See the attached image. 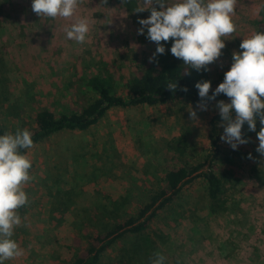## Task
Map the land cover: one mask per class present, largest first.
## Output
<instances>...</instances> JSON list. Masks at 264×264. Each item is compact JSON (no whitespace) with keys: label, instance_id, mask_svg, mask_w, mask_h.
Here are the masks:
<instances>
[{"label":"rangeland","instance_id":"obj_1","mask_svg":"<svg viewBox=\"0 0 264 264\" xmlns=\"http://www.w3.org/2000/svg\"><path fill=\"white\" fill-rule=\"evenodd\" d=\"M131 1L129 11L122 0H83L72 20H54L35 14L32 0H0V126L6 133L31 128L40 106L67 113L76 75L107 70L118 85L129 79L134 65L157 47L146 28L143 35L137 31L142 27L138 20L147 19L150 11L134 12L143 0L136 6ZM263 4L238 0L237 32L225 40L222 56L204 71L203 81L211 86L223 82L232 53L242 51L243 38L256 31L254 20ZM79 17L90 22L84 44L66 39L64 31ZM216 104L207 111L184 99L114 108L85 132H64L29 149L34 179L25 191L30 203L13 236L24 254L4 264H67L77 251L76 229L92 230L91 225L110 221L107 212H100L103 207L118 202L120 214H134L165 173L163 141L183 134L186 158L197 161L207 146L208 119L219 112ZM191 110L198 120L190 119ZM260 128L259 119L254 132L245 123L242 134L249 143L237 150L221 140L215 170L226 177L223 210L211 211L203 180L187 184L176 204L151 224L155 246L148 250L150 258L134 264H151L155 252L166 257L165 264H264V157L256 151ZM70 199L74 211H64ZM57 204L59 211L51 212ZM101 264L127 263L111 250Z\"/></svg>","mask_w":264,"mask_h":264},{"label":"trees","instance_id":"obj_2","mask_svg":"<svg viewBox=\"0 0 264 264\" xmlns=\"http://www.w3.org/2000/svg\"><path fill=\"white\" fill-rule=\"evenodd\" d=\"M132 1L133 6H136V0ZM125 7L129 11L132 10L130 4H126ZM254 25L256 31L264 32V4L257 19L254 20ZM171 46V40L165 43V54L156 57L158 63L149 62V57L155 50L140 59L134 65L129 79L120 85L116 83L115 75H110L107 70L97 74L74 76L70 82L73 96L68 99L67 113L54 110L49 105L40 106L35 110L31 117L33 126L28 128L33 134L34 146L64 132H85L114 108L154 107L178 99L198 104L200 97L195 84L203 81L205 73L187 68L182 60L171 54ZM169 81H176L178 88L175 92L166 88ZM217 86H211L209 96ZM185 87L188 91H181ZM227 99H229L227 96L220 94L215 100L206 101L207 108L211 103ZM208 124L207 146L197 161L193 162L186 158L188 145L183 134L175 139L163 141L162 163L165 166V173L157 188L134 214H120L118 207L121 203L112 202L113 206H105L100 211L107 212L110 221L106 223L100 221L91 225L94 232L87 227L76 229L78 233L74 236L73 244L77 251L67 264H101L104 255L111 250H115L118 259L127 264H134V260L146 261L150 258L148 253L150 246H155L149 232L151 224L165 210L171 209L180 199L183 188L196 179L205 182L206 197L211 211H222L226 206L223 198L226 177L223 174L218 175L215 170V164L222 155L220 138L222 121L219 112L209 117ZM5 133L6 129L0 126V135ZM28 151L29 149L21 150L22 154H27ZM33 166L32 164V168ZM70 201L68 202L70 206L65 205L64 211L73 210L71 206L74 203L73 200ZM59 206L57 204L50 211H59ZM107 208L111 210L108 211ZM25 210L26 206L19 210V214ZM95 211L97 212L96 208ZM73 218L76 219L75 216Z\"/></svg>","mask_w":264,"mask_h":264},{"label":"clouds","instance_id":"obj_3","mask_svg":"<svg viewBox=\"0 0 264 264\" xmlns=\"http://www.w3.org/2000/svg\"><path fill=\"white\" fill-rule=\"evenodd\" d=\"M102 2L106 4L107 0ZM82 3L83 0H32L31 8L39 17L72 20ZM128 3L130 0H122V5ZM237 4L238 0H143V6L136 7L134 12L150 11L147 19L138 20L142 27L137 30L143 35L146 28L147 38L157 45L149 62L158 63L156 57L166 51L162 42L171 40V54L187 68L210 71L209 66L222 56L225 40L237 32L233 19ZM64 31L66 39L84 44L90 31L89 19L76 18ZM239 47L242 51L232 53L230 70L211 96L210 81L195 84L200 97L197 108L207 111L206 101L215 100L220 94L230 99V103L218 101L216 107L224 127L220 138L233 150L249 143L243 138L244 124L254 132L259 119L261 128L257 133L256 151L264 157V32H251ZM166 88L175 92L178 85L176 81H169ZM189 116L191 120H198L195 110L189 111ZM32 136L26 128L0 135V264L24 254L13 236L15 229L22 225L19 210L30 203L25 187L34 179L30 174L32 161L21 150L34 147ZM248 158H252L251 154ZM165 261L166 257L160 252H155L151 258V264H165Z\"/></svg>","mask_w":264,"mask_h":264}]
</instances>
